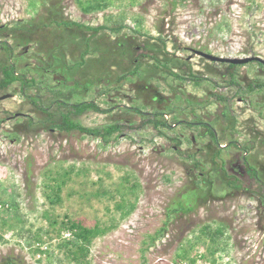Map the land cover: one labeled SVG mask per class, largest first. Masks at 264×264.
Here are the masks:
<instances>
[{
    "label": "rangeland",
    "instance_id": "1",
    "mask_svg": "<svg viewBox=\"0 0 264 264\" xmlns=\"http://www.w3.org/2000/svg\"><path fill=\"white\" fill-rule=\"evenodd\" d=\"M62 5L61 16L68 21L95 27L124 25L119 33L102 30V36H97L110 46L104 57L112 77L95 82L84 92L73 88L81 82L80 72L86 66L53 72L55 68L48 66L50 50L58 54L62 50L66 65L80 60L78 51L70 50L72 46H60L62 33L75 32L82 41V36L92 32L45 27L50 22L44 0H0V64L7 61L3 50L7 42L14 49L18 69L42 83L41 89L32 90L41 92L45 106L52 98L48 88L62 82L70 102L95 101L103 109L115 106L108 114L84 113L78 117L84 126L119 123L124 130L109 144L77 131L47 130L37 126L46 116L33 113L18 82L0 91V95H9L0 101V264H81L59 247L74 240L72 231L61 229L69 221L110 228L92 241L89 257L82 264H191L190 259H195L194 264H264V206L244 192L243 182L237 192L222 190V177L212 176L209 182L196 179L195 174L210 173L212 167V155L198 151L207 142H190L199 129L178 125L175 131L160 134L151 124L144 125L146 117L127 109L139 106L148 113L165 112L172 123L205 119L206 113L214 115L217 127L223 105L216 95L233 100L228 121L236 125L235 136L241 144L254 138V132H263L264 87L251 90L249 86L264 84V68L256 62L240 65L236 86L229 83L226 66L191 51L264 59V0H113L106 10L90 14L83 12L78 0H63ZM6 26L14 29L9 31ZM160 34L167 40L170 64L181 66L172 71L183 74L190 68L204 81H179L152 66L155 51L144 45L150 41L153 45L156 41L152 39ZM25 36L32 42L23 43ZM100 54L92 51L87 59ZM114 60L120 61L121 68L112 66ZM138 63L140 76L117 80L126 70L123 66L130 71ZM239 99L247 100V105L237 103ZM19 113L31 114L36 125L27 124L30 117L15 118ZM225 132L228 138L222 143L233 138ZM178 140L181 149H175ZM196 160L200 166L191 177L188 169ZM62 183L58 191L56 184ZM179 202L191 210L171 215ZM121 203L125 210L134 206L133 210L123 216L124 210L118 209ZM205 227L222 229L223 235L213 243L202 234ZM161 229L162 236L149 245L150 237ZM215 248L218 252L213 255Z\"/></svg>",
    "mask_w": 264,
    "mask_h": 264
},
{
    "label": "trees",
    "instance_id": "2",
    "mask_svg": "<svg viewBox=\"0 0 264 264\" xmlns=\"http://www.w3.org/2000/svg\"><path fill=\"white\" fill-rule=\"evenodd\" d=\"M185 1V0H180ZM49 3V5L47 4ZM63 0H44V9L47 15L49 17L47 18L48 22H50V25H46L45 27H53L56 29H59L60 27H63V29L66 30H81L82 32L87 31V32H92V35L89 37H83L82 36V41H79L76 38V33L71 32L70 34H66L65 32L62 33V43L59 42L60 46H65V45H70L72 48L70 50H77L79 53V59L72 62H68V65L64 64L66 62L65 53L61 52L55 53V51L50 50L48 55L51 56V60L48 63L49 67L55 68L53 72L56 71V69H62L67 71L68 69H76L79 68L80 66H86L85 69H83L80 72V76L82 78L80 83H77L75 87L73 88L74 91H78L79 89H82L84 92H88L92 88V84L95 82H98L101 79H106V77H112L111 74V66L108 65V60L105 59L104 53L108 52L110 46L106 45L107 43L104 41H100L98 39L100 32L103 30H109L112 32L119 33L123 28V24H119L117 26H109V25H99V26H89L85 25L76 21H68L65 20V18L62 15V12L64 10V6L62 5ZM82 3V4H80ZM113 0H87V3L84 4L82 0H78V4L80 8L82 7V10L86 14H90L93 12H99V11H104L106 10L110 5H112ZM40 19L43 18V15L39 16ZM44 19V18H43ZM8 29V26H6ZM26 28V27H25ZM12 29H8L9 31H12ZM84 30V31H83ZM27 31L29 29L27 28ZM138 32V31H137ZM140 32V31H139ZM24 35H28V32L26 33L24 31ZM22 38L23 43L25 41L27 42H32V40L28 37ZM98 36V37H97ZM97 38V39H96ZM96 39V40H94ZM155 40L156 42L150 41V43H145V49H150L149 51H155V53L151 56V58L154 60V64L152 65L155 67L157 70H162L165 72L167 75L174 76L177 78L179 81H192L193 83H200L204 81V78L199 76L198 74L196 75L194 72L191 71L189 68L188 71H183V74L179 73H174L172 71L173 67H181L177 63L170 64L171 58L170 53L167 50V43L165 37H163L161 34L157 37L152 39V41ZM58 42V41H57ZM122 43V42H121ZM123 44V43H122ZM5 52L7 53V61L4 64H0V71H1V77H0V90L7 88L9 85L14 84L15 82L20 83V92L22 95L29 101V103L32 106L33 112L35 114L42 113L44 116H46L43 120H38L37 121V126L42 127L45 129H54L58 130L60 132H66V133H71L74 131H77L79 133L92 136L94 138H100L104 144H109L113 139L117 140L121 133L124 130V126L115 123L107 126H102V127H87L82 124V122L79 121L78 117L83 115L84 113L88 111H94L98 113H103V114H108L112 113L113 109L115 106H112L109 109H103L101 108L97 102L95 101H87V100H81L77 102H70L69 96L65 94L62 90V82H59L56 86L54 87H49L48 91L51 92L52 98L50 103L47 105V107L44 104V99L43 96L41 95V92L38 91V94H34V91L32 89L37 88V90L41 89L42 83L40 81H37L33 77H28L27 72L25 71H20L18 69L17 65L12 59L14 57V49L13 47L8 44L7 42L3 43ZM92 51H100L101 54L98 55L97 58H88L87 55L89 53L92 54ZM160 53V55L158 54ZM162 53V55H161ZM120 58L121 55L118 53ZM69 61V60H68ZM115 64H112V66H118V68H121L119 65L120 61L114 60ZM61 63H63L61 65ZM254 63V62H251ZM258 63L261 67L264 68V65ZM218 65H223L227 67V70L225 72V75H228L229 77V83L232 85L238 86L239 84L237 83V80H235V74H236V68H238L240 65H232V64H226V63H216ZM250 64V63H249ZM53 65V66H52ZM172 66V67H171ZM140 63L136 65V67H133L130 71L127 67H122L126 68V70H123L120 76H118L117 80L121 81L124 79H128L130 77H136L140 76L141 73L139 71ZM20 72H19V71ZM92 70V71H91ZM52 73V72H51ZM89 73V74H86ZM163 75V74H161ZM164 76V75H163ZM96 79V81L94 80ZM166 79V78H164ZM132 80V79H130ZM254 87H264V84L262 85H251L249 88L252 90ZM75 95V94H74ZM76 96V95H75ZM221 100H227L222 97H218ZM128 110H133L139 115H142L143 117H146V120L143 122L144 125L146 124H151L154 129H156L160 134H163L165 130L171 129L172 123L168 122L167 119L164 117L165 112H153L146 114L145 111L141 107H130L127 106ZM173 111V108L171 109ZM169 111V112H171ZM170 114V113H169ZM228 116V113L225 114ZM3 121L0 120V123ZM34 117H30L28 121L29 126L36 125L34 122ZM177 123L179 121L177 120ZM13 133V135H12ZM212 136H214V133H211ZM11 136L14 138H17L18 134L15 132H11ZM174 140V139H172ZM180 140L177 145L180 144ZM199 161L196 160L195 166L199 165L197 163ZM196 179H201L200 174H195ZM58 183L57 181H55ZM64 183V182H63ZM56 184L58 191L62 188V185L64 184ZM199 185V183L197 182ZM137 186V185H136ZM136 186H133V190L136 188ZM46 187H49L47 185ZM53 189V187H52ZM54 190V189H53ZM211 190V189H209ZM208 190V191H209ZM125 204L121 203L118 205V209L121 211L124 210L123 216L129 214L134 206H130L131 210H125ZM127 206V205H126ZM191 210V208L185 207L181 202L178 203V206L176 208H173L170 210L171 215L175 214L178 211H188ZM55 224V222H54ZM61 229H67L73 232L74 235V240L73 241H64L59 245L60 248H66L68 250V255L73 258L75 262H80L81 264L84 262V260H87L89 257V250H90V245L92 241L95 238H98L99 236L104 235L107 233V231L110 230L109 227H101L99 224H96L93 227H87L83 225L80 222L76 221H69L67 224H63ZM164 229H161L158 231L155 235L151 236V241L149 245H154L155 241L160 238L163 234ZM202 234L209 237L210 240L213 243H216L219 236L223 235V230L222 229H216L212 230L210 227H205V229L202 230ZM3 235L0 234V243L2 241ZM150 247V246H149ZM36 250L40 251L39 248ZM217 249L215 248L214 250H211V254L215 255L217 253ZM184 254V253H183ZM186 255V252H185ZM185 255H179V258L185 259ZM180 259V260H181ZM190 263L194 264L195 259H190Z\"/></svg>",
    "mask_w": 264,
    "mask_h": 264
},
{
    "label": "flooded vegetation",
    "instance_id": "3",
    "mask_svg": "<svg viewBox=\"0 0 264 264\" xmlns=\"http://www.w3.org/2000/svg\"><path fill=\"white\" fill-rule=\"evenodd\" d=\"M193 51L194 49H192L191 52ZM193 54L197 55L194 52ZM191 59H192V56L189 57V60ZM12 85H9L7 88L1 89L0 91L2 92L7 91ZM19 86H21L20 83H19ZM256 88L258 87H254V89ZM4 96L9 97L8 94H5V95H0V98H3ZM214 98L219 99L218 96L216 95ZM4 99H7V98H4ZM4 99H0V101ZM217 101L218 100H215L213 102H216L217 104ZM219 102H221V104L223 105V111L222 110L220 111L221 114L219 115L220 117H219V120L217 121V124L220 122V124H218L217 126L219 129L215 127L216 124H213L215 123L213 119L214 115L209 114L210 115L209 116V115H206L205 113L203 116V117L206 116L205 119L201 118L197 121H186V120L180 119L178 120L179 123H177V121L174 123L171 122L172 128L168 129V131H175L178 125L179 126L183 125L182 127L187 128L188 130L199 129V133L197 135L196 134L191 135L190 142L192 144H195L197 143L198 139L201 141H206L207 142L206 146L202 149H199L198 151L202 150L201 153L212 155V158H211L212 167H211V170H209L211 172L208 173V171L202 170L199 173L200 176L205 178V180L207 179L206 180L207 182H209L212 176H215L217 178L222 177V179L227 178L228 179L226 180L227 182L222 179H220L219 181V183L222 185L221 187L222 190L224 188H230L231 190H235L239 192L240 183L243 182L242 184L244 186V192H246V194H248L251 199H254L258 203V206H264V131L254 132L253 134L254 138L248 140L247 142H245V144H241L239 140L237 139V137L235 136V135H238V130L236 128V125L233 122L228 121L229 116L225 115L229 112V110L231 111L233 100H224V101L220 100ZM236 102L239 104L247 105L246 103L248 101L244 99H239V100H236ZM190 104H191V101H190ZM224 108L226 109L227 112L224 111ZM145 113L149 114L148 112H145ZM166 115L167 114H165L164 117ZM22 116H26L27 118L32 117L31 114L29 115V114H22V113L15 114L14 117L17 118V117H22ZM168 118L169 116L167 117V121L170 122ZM232 123L233 125L231 128L230 125ZM219 130L221 132H219ZM225 131H229L230 133V134L228 133L229 136L232 137L233 135V138L230 139L227 143H222L228 138V135L226 134ZM211 133H214V136H212ZM177 142H179V140ZM181 144L182 142H180V145ZM180 145L176 146L175 149H181L179 147ZM229 148H231L230 152L229 153L225 152V150ZM255 152L258 153V157ZM223 154L227 156L228 154H231V155L234 154V155L233 156L230 155L231 157L229 156V158H226V157H223ZM197 166H200V164ZM197 166L194 165V167L191 166L188 169L191 177L192 175H194V171H195L194 169H197ZM229 170H231L233 174H230ZM236 195L238 194L236 193Z\"/></svg>",
    "mask_w": 264,
    "mask_h": 264
},
{
    "label": "water",
    "instance_id": "4",
    "mask_svg": "<svg viewBox=\"0 0 264 264\" xmlns=\"http://www.w3.org/2000/svg\"><path fill=\"white\" fill-rule=\"evenodd\" d=\"M195 54L205 58L206 60L214 63H226V64H232V65H247L251 62H259L261 64H264V59L259 57V56H246V57H235V58H229V57H220L216 56L210 53H206L201 50H194L193 51ZM8 98V96H4V99Z\"/></svg>",
    "mask_w": 264,
    "mask_h": 264
},
{
    "label": "clouds",
    "instance_id": "5",
    "mask_svg": "<svg viewBox=\"0 0 264 264\" xmlns=\"http://www.w3.org/2000/svg\"><path fill=\"white\" fill-rule=\"evenodd\" d=\"M241 58V57H240Z\"/></svg>",
    "mask_w": 264,
    "mask_h": 264
}]
</instances>
